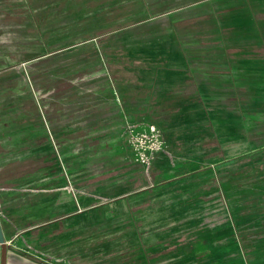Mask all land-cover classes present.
I'll use <instances>...</instances> for the list:
<instances>
[{
    "label": "rangeland",
    "instance_id": "rangeland-1",
    "mask_svg": "<svg viewBox=\"0 0 264 264\" xmlns=\"http://www.w3.org/2000/svg\"><path fill=\"white\" fill-rule=\"evenodd\" d=\"M263 6L0 0L7 264H264Z\"/></svg>",
    "mask_w": 264,
    "mask_h": 264
},
{
    "label": "crops",
    "instance_id": "crops-1",
    "mask_svg": "<svg viewBox=\"0 0 264 264\" xmlns=\"http://www.w3.org/2000/svg\"><path fill=\"white\" fill-rule=\"evenodd\" d=\"M263 9H264V6H263ZM263 30H264V27H263ZM264 43V42H263ZM250 47V45H248ZM248 124L249 126H251V124H256V125H261V126H264V108H259V109H256L255 111L252 112V114H250V120L248 119ZM262 136H264V133H262ZM261 136V137H262ZM238 147H236V145H231L229 147L226 148V155H231L233 154L236 150H237ZM72 184V183H71ZM70 191L71 190H67L69 196L71 195L70 194ZM77 193V191H76ZM71 197V196H70ZM89 197L88 196H79L77 197V201H78V205H79V208H75V203L73 201L67 203L66 207L63 209V210H60L59 213L60 214H64V215H68V214H75V216H82V215H85V214H88L90 213L89 212V208H94L97 207L100 203H101V198H97V202L96 203H93L92 205L88 204V205H85V200H87ZM69 207H74L75 208V211L72 212V213H68L66 212L67 209ZM96 220L93 219V218H90V219H85L81 222L82 225H85L87 227H84L83 231L84 230H87V228H90V226L95 222ZM1 223V222H0ZM2 227V226H1ZM3 231V229H2ZM82 231V232H83ZM4 235V234H3ZM5 242L3 245H1L0 243V255L1 257H4L5 258V263L7 264V260H6V257H5ZM0 257V258H1Z\"/></svg>",
    "mask_w": 264,
    "mask_h": 264
},
{
    "label": "water",
    "instance_id": "water-1",
    "mask_svg": "<svg viewBox=\"0 0 264 264\" xmlns=\"http://www.w3.org/2000/svg\"><path fill=\"white\" fill-rule=\"evenodd\" d=\"M3 242H5V239H4V235H3V231H2V227H1V223H0V243H3ZM0 264H6L4 257L0 258Z\"/></svg>",
    "mask_w": 264,
    "mask_h": 264
},
{
    "label": "trees",
    "instance_id": "trees-1",
    "mask_svg": "<svg viewBox=\"0 0 264 264\" xmlns=\"http://www.w3.org/2000/svg\"><path fill=\"white\" fill-rule=\"evenodd\" d=\"M4 244V242L3 243H1V245H3Z\"/></svg>",
    "mask_w": 264,
    "mask_h": 264
}]
</instances>
